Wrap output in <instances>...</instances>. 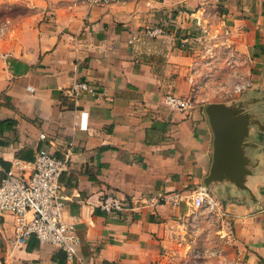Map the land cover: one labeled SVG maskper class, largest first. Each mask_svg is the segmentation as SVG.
<instances>
[{"label": "crops", "instance_id": "1", "mask_svg": "<svg viewBox=\"0 0 264 264\" xmlns=\"http://www.w3.org/2000/svg\"><path fill=\"white\" fill-rule=\"evenodd\" d=\"M0 5L30 8L0 18V181L39 149L67 157L63 217L78 237L67 259L33 236L17 243L12 216L0 213V264H201L192 253L209 232L190 202L199 186L232 225L217 231L236 254L226 262L264 264V0ZM208 72L224 78L225 93L211 96ZM83 82L93 93L64 94ZM168 93L193 95L192 107H169ZM210 98L247 124L229 161L232 177L207 182ZM169 194L178 204L162 200ZM106 195L121 210H101Z\"/></svg>", "mask_w": 264, "mask_h": 264}, {"label": "built area", "instance_id": "2", "mask_svg": "<svg viewBox=\"0 0 264 264\" xmlns=\"http://www.w3.org/2000/svg\"><path fill=\"white\" fill-rule=\"evenodd\" d=\"M91 5L121 3L125 0H84ZM158 33L159 31H153ZM228 56V55H227ZM233 55L225 57V64L233 68ZM238 66V65H237ZM226 82L212 96L225 93ZM243 87L234 86L235 93ZM93 88L86 83H77L64 90L69 97H76L80 92L93 93ZM193 97H178L172 93L164 96L165 104L179 110L190 109ZM42 138V135H41ZM68 158H58L47 149H39L32 161L15 160L11 168L0 181V213L12 216V230L17 243H24L33 236L41 244H50L62 250L67 259H71L78 244L74 225L63 217L68 197L60 193L59 178L67 168ZM19 170L15 172L14 170ZM163 197L176 205L180 201L178 194ZM196 211L217 213V203L208 196L204 186H199L190 199ZM98 206L107 213H115L122 208V202L116 196L106 195L99 200Z\"/></svg>", "mask_w": 264, "mask_h": 264}, {"label": "water", "instance_id": "3", "mask_svg": "<svg viewBox=\"0 0 264 264\" xmlns=\"http://www.w3.org/2000/svg\"><path fill=\"white\" fill-rule=\"evenodd\" d=\"M205 113L214 134L213 161L206 181L223 176L230 178L234 169L229 161L238 156L235 148L238 147L247 123L242 118L235 117V111L217 104H208Z\"/></svg>", "mask_w": 264, "mask_h": 264}, {"label": "rangeland", "instance_id": "4", "mask_svg": "<svg viewBox=\"0 0 264 264\" xmlns=\"http://www.w3.org/2000/svg\"><path fill=\"white\" fill-rule=\"evenodd\" d=\"M27 10H30V8H23L21 6H18V7H13V8L10 7L7 9L6 7L4 8L0 7V18H4L8 15L11 16L14 14L15 15L22 14V12L24 11L27 12ZM214 75L215 74L213 72H208L207 75L205 76L207 79L210 80L209 85L210 86L213 85L212 87L213 89L214 87H215V90L220 89L221 83L225 82L224 78L216 79ZM212 102H215V100L210 98L207 104L212 103ZM194 215L198 216V220H200L199 226L201 225L202 231H208L209 235L204 236V234H202L201 236L202 239L200 240V244L198 247L199 249L196 252H193L192 255L194 254L198 258H201V259L203 258L205 262H202L201 264H236L237 259L235 260L234 263L226 262V259L228 257H231V256L234 257L236 256V254L233 252V245L228 243L227 238L222 236V234L217 233V231L220 228H222L224 224L227 226L229 230L232 229L231 223L230 222H227V223L225 222L224 224L221 223V221L218 219L217 213L210 214L209 212L199 210V211H196ZM208 247H211V249H209ZM218 258L220 259V261L217 260ZM169 264H177V263H174V261H171ZM180 264H183V263H180ZM186 264H189V263H186Z\"/></svg>", "mask_w": 264, "mask_h": 264}]
</instances>
